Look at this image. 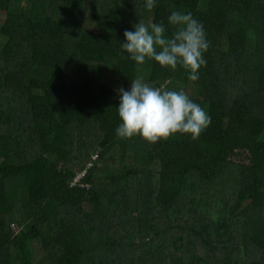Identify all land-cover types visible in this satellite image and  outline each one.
I'll return each instance as SVG.
<instances>
[{"label":"trees","instance_id":"obj_1","mask_svg":"<svg viewBox=\"0 0 264 264\" xmlns=\"http://www.w3.org/2000/svg\"><path fill=\"white\" fill-rule=\"evenodd\" d=\"M145 5L0 0V264H264V0ZM174 10L210 42L195 81L121 47L140 20L171 36ZM141 76L210 126L119 138L118 89Z\"/></svg>","mask_w":264,"mask_h":264},{"label":"clouds","instance_id":"obj_2","mask_svg":"<svg viewBox=\"0 0 264 264\" xmlns=\"http://www.w3.org/2000/svg\"><path fill=\"white\" fill-rule=\"evenodd\" d=\"M156 6V0H146L148 11ZM168 23L175 27L171 36L166 34L163 22L145 24L140 20L134 25L135 31L125 30L122 49L139 65L154 60L173 71L179 65L189 71L190 80H198L200 68L206 66L204 54L210 47L203 24L191 13L175 10ZM118 93L117 110L122 123L115 131L121 139L140 136L156 144L181 134L196 140L211 124L209 113L183 90L155 87L142 76L131 80L129 90L120 87Z\"/></svg>","mask_w":264,"mask_h":264},{"label":"rangeland","instance_id":"obj_3","mask_svg":"<svg viewBox=\"0 0 264 264\" xmlns=\"http://www.w3.org/2000/svg\"><path fill=\"white\" fill-rule=\"evenodd\" d=\"M5 22V16L2 14V11H0V27L4 24ZM4 40L3 38L0 37V48L3 47ZM111 80H115L114 78H111ZM189 263L188 264H204L200 257L193 256L188 258Z\"/></svg>","mask_w":264,"mask_h":264},{"label":"built area","instance_id":"obj_4","mask_svg":"<svg viewBox=\"0 0 264 264\" xmlns=\"http://www.w3.org/2000/svg\"><path fill=\"white\" fill-rule=\"evenodd\" d=\"M82 176H84V174H82ZM80 180V178H78V181ZM77 181V180H76Z\"/></svg>","mask_w":264,"mask_h":264}]
</instances>
